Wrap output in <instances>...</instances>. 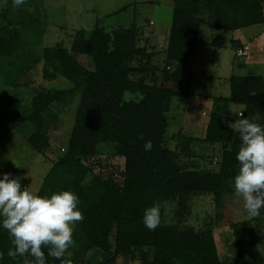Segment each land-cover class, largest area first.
<instances>
[{"label": "trees", "instance_id": "obj_1", "mask_svg": "<svg viewBox=\"0 0 264 264\" xmlns=\"http://www.w3.org/2000/svg\"><path fill=\"white\" fill-rule=\"evenodd\" d=\"M171 3L163 48L165 63L171 68L161 69L158 84L142 77L139 80L129 77L134 70V57L142 56L145 50L137 45L131 27L111 32L95 27L86 38H73L69 50L58 44L43 49V74L54 77L59 70L82 86L66 146L51 163L36 191L50 195L53 191L70 190L77 195L84 219L75 225L73 233L79 243L71 257L73 264H115L118 256L138 259L140 264H246L247 240L240 232L245 229L253 232L248 229V222L232 224L233 249L228 257L220 259L209 228L195 231L176 224L164 225L162 213L166 201H175L179 210L183 200L191 195L209 193L216 201L223 192L234 191L230 181L236 173L241 139L237 131L225 124L224 110L230 103L240 105L236 119L240 113L246 118L259 113L261 119L255 122L264 126L263 79L259 75L230 74L226 79L228 95L214 98L202 140L221 143L216 171L199 172L179 166L173 150L165 144V112L171 97L185 102L190 94L201 12L207 14L204 22L209 28L232 31L264 20L261 1L171 0ZM19 42L20 36L13 29L0 34V56L15 54ZM77 55L87 58L88 67L78 62ZM35 61L36 57L32 59ZM125 91L140 93L143 99L124 102ZM56 98L53 92L36 93L23 117L0 108V138L26 120L34 128L26 137L27 143L34 151L46 147L48 128L44 120ZM218 103L221 108L216 107ZM146 141L152 143L150 151L144 149ZM226 143L230 144L228 149ZM102 146H106L110 155L123 157L119 178L111 170H94L96 165L107 167L97 156ZM154 203L160 205V224L155 230H148L142 221L143 212ZM12 247L8 232L0 226V253H3L0 264H22L21 257L15 260L8 257ZM90 250L100 257L81 256ZM44 251L46 264H60L47 255V249Z\"/></svg>", "mask_w": 264, "mask_h": 264}, {"label": "rangeland", "instance_id": "obj_2", "mask_svg": "<svg viewBox=\"0 0 264 264\" xmlns=\"http://www.w3.org/2000/svg\"><path fill=\"white\" fill-rule=\"evenodd\" d=\"M260 1L264 16V0ZM171 4V0H26L23 5L14 7L12 0H0V34L3 35L5 31L13 29L20 36V42L13 51L15 54L0 56V108L9 114L15 112L23 117L27 115L31 99L36 93L53 92L57 96L49 105V113L44 120L45 127L48 128V145L40 151H34L26 140L34 128L23 120L18 127L0 138V174L11 173V177H19L22 187L29 186L36 192L51 163L62 154L66 146L82 86L78 81L61 75L59 70L55 71L54 77L43 74L42 53L45 47L58 44L69 50L73 38H86L95 27H100L106 32L131 27L135 31L137 45L143 46L145 50L142 56L134 57L132 61L134 70L129 77L134 80L143 78L144 81L158 84L161 69L171 68L170 64L166 65L163 53ZM200 15L202 22L198 26V39L203 42L202 35L206 37L205 33L209 30L204 22L207 14L201 12ZM157 31L161 36L156 34ZM214 32L216 36L213 40L197 45L195 53L198 52L196 54L198 61L194 66L198 68L197 65H202L204 73L197 75L198 82L193 81L192 87L195 89L197 86L199 93L202 94L222 96L228 93V84L224 78L230 74H254L257 69L252 66L254 64L247 61V58L245 60V55L235 54V45L229 43L230 38L227 39L231 31ZM35 57L37 61L32 62ZM77 60L82 66L88 67V60L84 55H77ZM48 70L54 71V68L48 67ZM208 104L202 99L190 98L184 112L186 116L195 119H187L188 123L197 120L205 124L206 116H202L200 112L208 111ZM183 106L184 104L176 97L171 98L169 109L165 113L167 119L165 144L173 150L175 160L181 168L196 169L199 172L216 171L222 149L221 143L209 144L202 140L205 125L202 133L195 132L198 136L194 135V131H191L192 133L184 131L183 119L178 117ZM231 106L232 109L227 106L224 110V122L227 125L237 118L234 110L236 106ZM216 107L221 108L222 104H217ZM228 113L233 118H227ZM230 144H225L227 149ZM105 147L102 146V152L97 156L101 164L107 167L100 168L96 165L94 170H111L119 178L123 157L110 155ZM237 169L238 162L236 172ZM246 222L249 225L248 229L257 231V234L251 230L248 233L246 229L240 232L247 240L244 244L246 264H262L264 210L260 216L249 218L243 208L242 198L234 191L223 192L216 201L209 193L191 195L183 200V207H179V210L175 201H166L162 213L164 225L176 224L181 228L190 227L195 231L209 228L220 259L228 257L230 250L233 249L232 224ZM73 240L74 244L67 253L70 257H73L79 245L75 238ZM109 241H112V234ZM81 256L100 257L91 250L82 253ZM115 264H140V261L128 256H118Z\"/></svg>", "mask_w": 264, "mask_h": 264}, {"label": "clouds", "instance_id": "obj_3", "mask_svg": "<svg viewBox=\"0 0 264 264\" xmlns=\"http://www.w3.org/2000/svg\"><path fill=\"white\" fill-rule=\"evenodd\" d=\"M12 2L14 7H19L26 0ZM140 99H143L140 93H123L124 102ZM260 119L259 113L251 118L240 113V118L227 125L241 139L236 153L238 169L230 186L242 198L249 218L260 216L264 210V126L255 122ZM151 148V141H146L145 151ZM78 204L77 195L70 190L40 195L29 186L22 187L19 177L0 174V226L8 232L13 245L7 252L8 257L15 260L19 256L22 264H46L44 249H47V255L60 264H73L66 253L74 244V226L84 219ZM142 221L148 230H155L160 224V205L154 203L145 208Z\"/></svg>", "mask_w": 264, "mask_h": 264}, {"label": "crops", "instance_id": "obj_4", "mask_svg": "<svg viewBox=\"0 0 264 264\" xmlns=\"http://www.w3.org/2000/svg\"><path fill=\"white\" fill-rule=\"evenodd\" d=\"M206 28L209 31H206V33H205L206 37L202 35V38H204L203 42L200 41V39H198L199 31L197 33V44H196V47H195V51L197 49V45L202 44V43L206 44L207 42H210L211 39L213 40L215 38V36H216V33L214 32L215 29L211 30V28H209V27H206ZM156 34L161 36L158 31L156 32ZM229 38H230V42L229 43L236 44L235 48L237 46H242V45H246L247 46L245 54H243V55H245V60L247 58V61H249V63H251V64H254L252 66H255L254 68L257 69V70H255L254 74H250V75H259V76H261V78L263 79V84H264V20L261 23H256V24H252V25H249V26H245V27H241V28H237L235 30H232L231 34H230V37H228L227 39H229ZM235 48H234V50H235ZM197 53H194L192 77H191L190 87H189L190 94H189V96H188V98L186 99L185 102H181V104L183 103L184 106H183V110L181 109V111H180V113L178 115L179 119H183V129H184V131L188 130L187 133H189V132L192 133L191 131H194V135L196 134L195 132H198V131L201 132V130H203L202 129L203 125L206 126L208 115H209V113H210V111H211V109L213 107L214 98H216V97H225V96L228 95V93H227L226 95H222V96L221 95L211 96V95H208V94L199 93L200 90H198L197 86L195 87L196 84L194 85L195 89L192 87V82L193 81H195V83L198 82L197 81V75H200V74L202 75L204 73V71H202V67H201L202 65L201 66L197 65L198 68H195V66H194L195 62L198 61L197 58H196V54ZM199 59H200V56H199ZM216 61H217V59H216ZM196 64H198V63H196ZM235 75H238V74H235ZM216 78H219V77H216ZM224 79H227V78H224ZM196 88H197L198 92L196 91ZM173 97L175 98V96H173ZM173 97H171V98H173ZM176 98L179 101L178 97H176ZM190 98H192V99H194V98L202 99L203 101L209 103L208 106H207L208 111H205V112L201 111L200 112V114L202 116H206V120L204 122L205 124H203V122L197 121V120H193V122L190 121V123H188L187 119H195V118H193L191 116H188V115L186 116V114L184 112L185 111V106H186V104H187V102H188V100ZM231 105H235L237 107V108L234 107V110H235L236 115L238 116V113L241 110V106L230 103L228 105L229 109L233 108ZM236 115H234V116H236ZM227 118L230 119V118H233V117H232V115L230 113H228L227 114ZM188 135L194 136L193 134H188ZM192 136H190V137H192ZM195 136H198V135H195Z\"/></svg>", "mask_w": 264, "mask_h": 264}, {"label": "built area", "instance_id": "obj_5", "mask_svg": "<svg viewBox=\"0 0 264 264\" xmlns=\"http://www.w3.org/2000/svg\"><path fill=\"white\" fill-rule=\"evenodd\" d=\"M246 49H247V46H246V45L241 46V47H237V48L235 49V51H236L235 54H236L237 56L243 55V54H245Z\"/></svg>", "mask_w": 264, "mask_h": 264}]
</instances>
